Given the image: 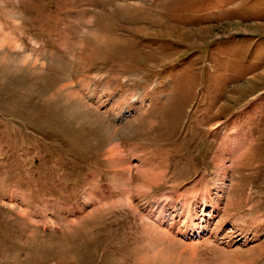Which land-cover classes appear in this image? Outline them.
Returning a JSON list of instances; mask_svg holds the SVG:
<instances>
[{"label": "rangeland", "instance_id": "obj_1", "mask_svg": "<svg viewBox=\"0 0 264 264\" xmlns=\"http://www.w3.org/2000/svg\"><path fill=\"white\" fill-rule=\"evenodd\" d=\"M0 264H264V0H0Z\"/></svg>", "mask_w": 264, "mask_h": 264}]
</instances>
